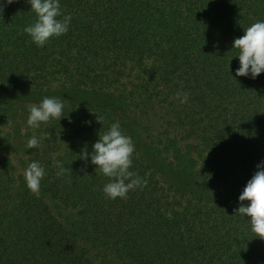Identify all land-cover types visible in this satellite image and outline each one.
<instances>
[{
    "label": "trees",
    "instance_id": "trees-1",
    "mask_svg": "<svg viewBox=\"0 0 264 264\" xmlns=\"http://www.w3.org/2000/svg\"><path fill=\"white\" fill-rule=\"evenodd\" d=\"M60 4L69 30L44 47L23 31L36 19L26 0L0 13V264H264V239L235 214L264 160V73L237 77L231 59L264 0ZM61 92L96 100H63L60 121L29 127V107ZM117 121L148 184L112 200L79 156ZM33 160L46 169L39 196L24 179Z\"/></svg>",
    "mask_w": 264,
    "mask_h": 264
},
{
    "label": "clouds",
    "instance_id": "clouds-1",
    "mask_svg": "<svg viewBox=\"0 0 264 264\" xmlns=\"http://www.w3.org/2000/svg\"><path fill=\"white\" fill-rule=\"evenodd\" d=\"M14 0H0V13L6 5L12 4ZM30 10L36 14V19L25 26L23 31L27 33L33 43L38 47H44L52 37H59L68 32L71 23V15L63 14L60 0H26ZM63 17L58 19V17ZM244 29V28H243ZM231 49L237 52L232 58L238 57V67L235 76L256 79L264 73V20L252 23L240 37L234 38ZM231 61V60H230ZM233 76V75H232ZM190 94L186 91H177L176 98L181 104L189 100ZM64 101L56 96H45L38 103L29 107L27 125L38 128L42 122L50 119H60L63 115ZM97 120L102 123L97 116ZM90 126L91 121H86ZM39 145V139L32 136L27 140L26 148L33 149ZM135 146L130 136L121 130L120 123L113 122L109 129L99 135V139L92 145V152L83 150L80 158L88 160L99 169V172L109 178L104 184L102 191L107 198L127 199L130 190L143 189L148 180L130 171L133 160L132 155ZM57 177L65 174L67 169L63 163H56ZM257 170L246 182L241 191L238 201L239 207L235 214L245 217L250 222L251 231L257 237L264 239V160L256 165ZM46 175V169L38 160L31 161L24 170V179L27 188L37 196L40 193L41 181ZM248 203L245 204L244 202Z\"/></svg>",
    "mask_w": 264,
    "mask_h": 264
},
{
    "label": "rangeland",
    "instance_id": "rangeland-1",
    "mask_svg": "<svg viewBox=\"0 0 264 264\" xmlns=\"http://www.w3.org/2000/svg\"><path fill=\"white\" fill-rule=\"evenodd\" d=\"M12 95H14L15 93H11ZM49 96H56L61 98L62 100H78V101H94L96 100V98H94L93 96H89V95H85V94H79V93H74V92H61L59 94H49ZM109 109L111 110H115L118 111L120 114L122 115H126L125 112H123V110L121 108H116V106H108ZM127 116V115H126ZM124 118V117H123ZM125 125L128 128V130L130 132H132L134 134V136L137 137V140L140 141V136L142 137V128L139 125H136V122H134L133 120H130L129 118L125 119Z\"/></svg>",
    "mask_w": 264,
    "mask_h": 264
}]
</instances>
